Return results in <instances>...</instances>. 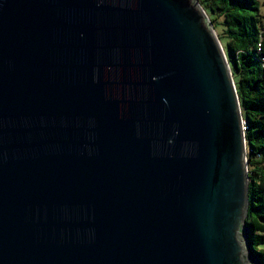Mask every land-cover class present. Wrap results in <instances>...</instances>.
<instances>
[{
	"label": "water",
	"instance_id": "water-1",
	"mask_svg": "<svg viewBox=\"0 0 264 264\" xmlns=\"http://www.w3.org/2000/svg\"><path fill=\"white\" fill-rule=\"evenodd\" d=\"M244 123L197 0H0V264H261Z\"/></svg>",
	"mask_w": 264,
	"mask_h": 264
},
{
	"label": "trees",
	"instance_id": "trees-1",
	"mask_svg": "<svg viewBox=\"0 0 264 264\" xmlns=\"http://www.w3.org/2000/svg\"><path fill=\"white\" fill-rule=\"evenodd\" d=\"M222 44L245 120L248 241L264 264V14L261 0H197Z\"/></svg>",
	"mask_w": 264,
	"mask_h": 264
},
{
	"label": "crops",
	"instance_id": "crops-1",
	"mask_svg": "<svg viewBox=\"0 0 264 264\" xmlns=\"http://www.w3.org/2000/svg\"><path fill=\"white\" fill-rule=\"evenodd\" d=\"M261 6L264 7V1L263 0L261 1ZM261 13L264 14V9L261 11Z\"/></svg>",
	"mask_w": 264,
	"mask_h": 264
},
{
	"label": "rangeland",
	"instance_id": "rangeland-1",
	"mask_svg": "<svg viewBox=\"0 0 264 264\" xmlns=\"http://www.w3.org/2000/svg\"><path fill=\"white\" fill-rule=\"evenodd\" d=\"M262 1V0H261ZM264 1V0H263ZM264 9L263 6H260V10L262 11ZM245 130H246V127H245Z\"/></svg>",
	"mask_w": 264,
	"mask_h": 264
},
{
	"label": "bare ground",
	"instance_id": "bare-ground-1",
	"mask_svg": "<svg viewBox=\"0 0 264 264\" xmlns=\"http://www.w3.org/2000/svg\"><path fill=\"white\" fill-rule=\"evenodd\" d=\"M245 127H246V124L244 123V125H243V129H244V131H245Z\"/></svg>",
	"mask_w": 264,
	"mask_h": 264
},
{
	"label": "built area",
	"instance_id": "built-area-1",
	"mask_svg": "<svg viewBox=\"0 0 264 264\" xmlns=\"http://www.w3.org/2000/svg\"><path fill=\"white\" fill-rule=\"evenodd\" d=\"M264 30V29H263Z\"/></svg>",
	"mask_w": 264,
	"mask_h": 264
}]
</instances>
